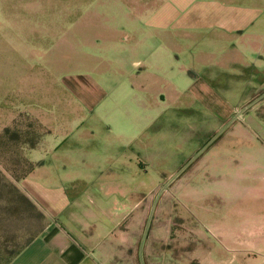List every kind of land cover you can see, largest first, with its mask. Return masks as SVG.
<instances>
[{"label": "crops", "instance_id": "obj_1", "mask_svg": "<svg viewBox=\"0 0 264 264\" xmlns=\"http://www.w3.org/2000/svg\"><path fill=\"white\" fill-rule=\"evenodd\" d=\"M152 6L161 12L148 19L146 28L107 33V71L102 70L107 74V96L103 90L72 84L77 96L85 91L78 97L90 115L107 100L103 139L107 178L100 201L114 200L115 212L98 211L99 205L97 211L87 207L78 212L73 207L64 212L69 199L63 187L56 186L64 177L57 171L73 160L65 154L79 151L63 148L64 143L72 134L95 140L99 134L78 132L83 112L74 113L76 118L69 116L75 122L70 135V130L56 129L55 137L51 128L59 126L40 117L39 124L48 132L31 150L38 155L28 158L41 164L18 187L47 223L9 264H264V155L247 164V177L232 178V195L247 193L246 203L232 201L231 210L225 212L220 207L216 212H168L163 224L148 230L151 212H127V193L122 187L126 177L108 169L121 166L128 152L132 155L133 149L143 146L140 139L158 120L161 106L175 110L179 105L198 104L225 119L228 109L214 92L232 88L219 85L225 78L235 88L252 91V107L261 102L259 107L264 108V100L258 101L264 98V0H155ZM145 8L143 0L137 2V9ZM142 15V19L150 17ZM213 82L217 83L214 87ZM14 101V94H8L0 102V133L15 123ZM248 112L252 119L250 114L255 112ZM261 137L258 151L264 153V134ZM90 162H86L87 170L95 166ZM48 168L56 173L47 174ZM71 178L86 186L93 182L86 174ZM177 217L183 220L178 227Z\"/></svg>", "mask_w": 264, "mask_h": 264}, {"label": "rangeland", "instance_id": "obj_2", "mask_svg": "<svg viewBox=\"0 0 264 264\" xmlns=\"http://www.w3.org/2000/svg\"><path fill=\"white\" fill-rule=\"evenodd\" d=\"M154 1L143 0L146 8L142 10L137 9V2L142 0H0V102L14 94L17 112L10 126L16 139L0 143V264L11 261L47 223L41 210L18 187L28 164L38 163L28 158L29 154L30 159L38 155L30 144L37 146L48 132L39 124L40 117L59 126H51L55 137L57 130H70L75 125L69 116L76 118L83 112L85 118L78 132L99 134L97 140L72 134L64 143L65 149L79 150L65 154L73 160L57 171L64 177L56 186L63 187L69 199L64 212H71L73 207L78 212L87 207L97 211L98 205V211L115 212L114 200L100 201L107 178L103 143L107 100L90 115L79 99L85 91L81 90L78 97L72 84L103 90L107 96V74L102 72L107 71V33L118 35L146 28L148 19L161 12L152 6ZM144 13L150 17L142 19ZM226 80L219 85L232 88L214 90L228 109L225 119L209 114L198 104L179 105L175 110L161 106L158 120L140 139L143 146L133 149L132 155L128 152L127 162L121 166L108 167L126 177L122 187L127 193V212H151L147 230L163 224L168 212H216L217 207L225 212L231 210L232 201L247 202V193L232 195V178L247 177V164L255 157L260 161L264 155L258 151L264 134V108L259 107L261 102L252 107L251 90L235 88ZM249 110L255 112L250 114L252 119L247 115ZM88 159L95 166L87 170ZM237 166L241 167L239 172ZM45 171L56 173L53 168ZM84 174L92 178V184L73 182L71 177ZM156 212H161L158 219ZM182 222L178 217L175 220L177 227Z\"/></svg>", "mask_w": 264, "mask_h": 264}, {"label": "trees", "instance_id": "obj_3", "mask_svg": "<svg viewBox=\"0 0 264 264\" xmlns=\"http://www.w3.org/2000/svg\"><path fill=\"white\" fill-rule=\"evenodd\" d=\"M10 127H7V128H4L2 131H1V133H0V143L1 142H5V141H7V138L9 139H11V140H15L16 139V136H15V134H13V133H11V131H10ZM36 146V144L35 145H31L30 144V149H34V147ZM40 162H38V163H36V164H33V163H29L28 164V171H27V173L26 174H24L20 179H24V178H26L35 168H37V167H39L40 166ZM1 174V173H0ZM14 191H16L17 192V189H15L14 188ZM21 199H25L23 196H21ZM18 254V253H17ZM16 254V255H17ZM15 255V256H16ZM14 256V257H15ZM13 257V258H14ZM12 261V260H11ZM11 261H7V264H9Z\"/></svg>", "mask_w": 264, "mask_h": 264}]
</instances>
